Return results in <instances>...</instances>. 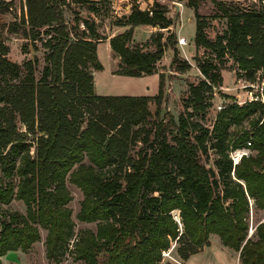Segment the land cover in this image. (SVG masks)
<instances>
[{"label":"trees","instance_id":"trees-1","mask_svg":"<svg viewBox=\"0 0 264 264\" xmlns=\"http://www.w3.org/2000/svg\"><path fill=\"white\" fill-rule=\"evenodd\" d=\"M73 2L99 11L96 0ZM66 3L26 0L21 21L8 26L10 33L22 31L32 41L44 27L50 29L48 63L39 78L32 60L24 66L11 61L8 47L0 43V206L14 199L26 205V213L4 212L0 264L9 252H28L41 241L42 230L47 231L46 256L54 262L71 254L78 264H159L173 241L187 260L216 234L240 253L242 264H264V222L249 236L251 211H264V89L258 100L224 103L212 127L194 119L205 117L222 85L226 55L233 57L240 75L253 80L262 72L264 78V2L225 10L227 28L212 41L198 12L199 0H187L196 17V47L212 50L220 64L195 57L202 78L190 84L177 121L172 114L162 116L163 74L155 96L95 92L93 70L104 69L97 52L102 37L94 21L78 19L84 28L71 30ZM9 7L10 1L0 0V14ZM151 11L135 5L116 23L128 28L110 39L119 57L115 74L152 75L169 48L175 52V71L192 67L175 47L169 6L155 1ZM139 25L167 29L166 39L163 34L153 39L156 50L131 46ZM28 133H35L33 140L28 141ZM234 149L255 153L235 163ZM211 150L216 157L206 165L201 157L210 159ZM67 181L84 194L78 219L96 222V232L75 235ZM174 210L180 211L182 229Z\"/></svg>","mask_w":264,"mask_h":264},{"label":"rangeland","instance_id":"rangeland-1","mask_svg":"<svg viewBox=\"0 0 264 264\" xmlns=\"http://www.w3.org/2000/svg\"><path fill=\"white\" fill-rule=\"evenodd\" d=\"M10 1L9 10L0 14V43L8 47L7 57L22 66L32 60L36 68V75L39 78L43 72L44 67L47 65L48 49L45 47V42L49 38L48 27H44L37 40L32 41L26 38L22 31L18 33H10L8 26L10 22L21 21L23 12H26V0H6ZM95 6L99 7L98 12H91L89 7L91 5L77 4L73 0H67V3L63 6L65 20L68 23V27L76 32L84 28L83 22L78 24V19L88 20L95 22L98 32L102 39L99 47V58L104 65L103 70H96L93 75L95 77V90L97 94L101 95H150L155 96L159 92V77L161 74L165 76L164 97L162 104V116L166 114H172L177 121L179 116L185 112L186 100L189 95V86L191 83H198L202 78V74L197 67L195 60L196 56H206L213 58L214 62L220 64L219 59L216 58V54L206 48H197L195 45V32H196V17L192 8L186 6L187 0H143L146 3H138V0H96ZM155 1L167 4L169 6L168 16L172 19L173 24L170 30L177 34L178 32L182 36L188 39V45L181 48L178 42L175 43V47L179 50V57L182 60H187L192 67L185 71H175L172 67V60L174 57V49L169 48L163 58L156 64V73L152 75H146L141 77H131L123 74H117L115 77L111 76V68L115 66L116 61L113 59L117 57L114 52L109 53L106 49V39L111 34L110 27L116 24L119 20H123L126 14L125 6L131 4V11L133 6L137 5L142 9L147 6L152 7ZM263 0H199L198 12L202 15L207 22V34L208 38L215 41L218 36L222 35L227 28V17L225 16V10L231 12L237 11L241 6H256L258 7ZM133 5V6H132ZM79 26V29H77ZM110 30V31H109ZM50 33H52L50 31ZM159 34H163V41L168 34L167 29L157 30L149 37V33L143 26H139L136 29L135 38L139 42H131L130 45H143L144 50H156V42L153 39ZM141 40V41H140ZM119 60V59H118ZM222 66V85L215 89V93L211 99V106L206 111L205 117L197 114L194 116L195 120H200L205 125L212 127L217 112L221 106L226 102H237L243 104L250 100H258L262 96L264 89V78L262 72L256 74L255 79L251 80L246 75H240L238 73V67L233 57L228 54L224 58ZM157 74V75H156ZM262 100L264 98L262 96ZM150 109L154 112L156 104L150 103ZM192 110V109H190ZM248 127V123H245ZM19 128L22 131H26V127L23 124H19ZM177 133L176 130L171 136ZM37 134V133H36ZM35 133H28V141L33 140ZM136 152H134L135 154ZM210 159L207 155H202L203 163L206 165L213 164L216 154L211 150ZM255 153L249 149H234L231 151V156L234 162H239L243 154ZM2 175V173H0ZM67 186L72 197L69 207L72 209V217L76 224L75 235L79 236L85 230L97 231V223L82 222L78 219L77 215L81 209V202L84 199L82 190L75 184L67 181ZM9 208L11 210H18L26 213V205L23 201L14 199L9 205L0 206V222L3 219L5 210ZM264 220V211L257 210L250 215V226L253 224L255 227L257 223ZM41 241L35 243L28 252L12 251L2 257V264H78L71 254H67L61 258L59 262L49 260L46 256L45 238L47 235L46 230H42ZM217 240V239H216ZM219 242V241H218ZM218 244V243H217ZM172 256L181 261V256L178 254L179 243L173 241ZM195 262L200 264H235L236 259L225 252L220 251L215 244L200 252L194 258ZM168 264H173L175 261L168 259Z\"/></svg>","mask_w":264,"mask_h":264},{"label":"crops","instance_id":"crops-1","mask_svg":"<svg viewBox=\"0 0 264 264\" xmlns=\"http://www.w3.org/2000/svg\"><path fill=\"white\" fill-rule=\"evenodd\" d=\"M131 5V4H130ZM130 5L128 6H125L126 9V14H130L131 13V9H130ZM139 26H143L144 29L149 33V37L152 35V33H154L155 31L157 30H164V29H161L159 27H154L152 25H139ZM139 26H136L135 27V31H134V36H133V42H139V40H137L135 38V34H136V29L139 27ZM128 27L127 26H121V25H117V24H114L113 26L110 27L111 29V34L108 36V38L106 39V42H105V45H106V49L108 51H110L109 53L112 54V49H111V46H110V39L119 34V33H122L124 32ZM110 31V30H109ZM178 36H182L180 34V32H178ZM141 41V40H140ZM101 43L98 42V45H97V52H98V55H99V47H100ZM167 52V51H166ZM115 61H116V64L115 66H113L111 68V76L112 77H115V75L117 76V74H115V71L118 69V65H119V57H115L113 58ZM105 68V67H104ZM96 70H93V73L95 72ZM157 75V74H156ZM159 77V76H158ZM160 79V78H159ZM94 87H95V77H94ZM96 92V90H95ZM101 95V94H99ZM150 96V95H149ZM217 239V240H216ZM219 241V242H218ZM213 243L215 244V246L222 252H225L226 254L228 255H231L232 257H234L236 259V262L235 264H242L241 263V259H240V253L233 250L232 248H229L225 245H223L221 239L219 238L218 235L216 234H211L210 236V244L207 245V246H204L199 252L197 253H194L192 254L187 260H184V259H181V261H178V262H174L173 264H200L198 262H195L194 258L196 257V255L200 252H204L205 250H208L209 248H211L213 246ZM218 243V244H217ZM216 264V263H215Z\"/></svg>","mask_w":264,"mask_h":264},{"label":"built area","instance_id":"built-area-1","mask_svg":"<svg viewBox=\"0 0 264 264\" xmlns=\"http://www.w3.org/2000/svg\"><path fill=\"white\" fill-rule=\"evenodd\" d=\"M123 0H121L122 2ZM146 3L145 1L143 0H138V3ZM133 6V5H132ZM131 7V5H130ZM142 9V8H141ZM143 10H150V14H152V11H151V7H146L145 9ZM178 45L181 47V48H184L186 45H188V39L185 38L184 36H178ZM251 101V100H250ZM222 108V107H221ZM220 108V109H221ZM235 160V159H234ZM236 161V160H235ZM236 163V162H235ZM172 214H173V217L174 219L179 223L180 225V228L182 229V222H181V217H180V211L179 210H174L172 211ZM251 214H253V211H251ZM260 222H264V220H261ZM255 231V227L253 226V224L250 226L249 228V236H251ZM173 246H171L169 249L167 250H163L162 251V258H161V261L159 264H168V259H172L174 260L175 262H178L179 260H176L173 256H172V250H173Z\"/></svg>","mask_w":264,"mask_h":264},{"label":"water","instance_id":"water-1","mask_svg":"<svg viewBox=\"0 0 264 264\" xmlns=\"http://www.w3.org/2000/svg\"><path fill=\"white\" fill-rule=\"evenodd\" d=\"M236 163H238V162H236Z\"/></svg>","mask_w":264,"mask_h":264},{"label":"bare ground","instance_id":"bare-ground-1","mask_svg":"<svg viewBox=\"0 0 264 264\" xmlns=\"http://www.w3.org/2000/svg\"><path fill=\"white\" fill-rule=\"evenodd\" d=\"M238 162V161H237Z\"/></svg>","mask_w":264,"mask_h":264}]
</instances>
